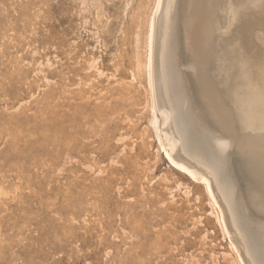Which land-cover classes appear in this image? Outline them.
<instances>
[{
  "label": "rangeland",
  "instance_id": "374dc122",
  "mask_svg": "<svg viewBox=\"0 0 264 264\" xmlns=\"http://www.w3.org/2000/svg\"><path fill=\"white\" fill-rule=\"evenodd\" d=\"M154 3L155 0H0V264H238L233 263L235 254L228 246L229 238L224 239L215 220L207 229L198 225L197 221L205 224L204 218L211 211L205 198L201 205L194 207L193 201L190 209L184 210V224L180 227L173 228L170 221L164 224L162 231L174 229L182 235L183 242H95L97 235H104L99 229L94 231L91 242L81 225L85 219L91 225L98 224L100 216L91 209L101 195L98 190H86V186L100 184L99 178L108 175L112 159L131 157L143 144H149L150 154L157 155L160 142L156 126L150 118L145 119L151 111L147 107L150 96L145 88L131 85L134 66H128L130 59L146 58ZM57 8L67 13L62 23L58 21L60 15H50ZM49 23H55V27ZM58 38L64 42L60 44ZM93 57L100 62L99 72H88L87 61ZM115 62L119 65L114 66ZM51 72L55 75L51 76ZM139 79L145 85V76ZM197 86L194 101L200 111L228 135L200 82ZM118 89L128 97L137 96L142 104L135 109L133 123L125 124L119 117L117 125H111L116 134L109 135L108 143L92 137V132L110 124L97 117L96 111L119 99L122 95ZM49 100L59 104L54 114L60 115H72L70 105L86 106L78 132L72 131L70 155L64 146V130L58 135L50 133L46 141H34L36 135L30 128L33 122L29 120L35 117L38 103ZM127 130H131L128 136ZM124 135L125 141L118 142ZM106 146L109 157L103 162L100 149ZM235 150L233 145L229 152L231 176L250 205ZM149 160L153 157H143L134 165V172L141 178ZM74 164L80 167L72 168V184L78 178L83 182V189L78 191L84 212L67 218L64 170ZM100 168L106 172L100 173ZM170 174V179L178 178L162 161L150 184L143 178L146 192L151 184ZM129 185L119 181L113 190L122 209L127 200L121 198L119 187ZM165 185L161 181L157 189L164 200L171 197ZM177 199L173 204L176 207L186 203L184 192H178ZM145 209L149 206L138 211ZM196 223V227L209 231L207 244L184 235ZM212 254L215 258H211Z\"/></svg>",
  "mask_w": 264,
  "mask_h": 264
},
{
  "label": "bare ground",
  "instance_id": "6f19581e",
  "mask_svg": "<svg viewBox=\"0 0 264 264\" xmlns=\"http://www.w3.org/2000/svg\"><path fill=\"white\" fill-rule=\"evenodd\" d=\"M153 6L146 58L130 59L128 66H134L131 85L145 88L150 96L147 107L151 111L145 119L150 118V123L156 126L160 142L157 155L150 154L149 144L140 145L131 157L112 159L108 175L99 178L100 184L92 182L86 186V190H98L101 197L91 209L100 216L98 224L83 220L84 234L91 242L97 229L104 235H97L95 242L119 243L128 239L183 242L177 231L171 228L162 231V228L168 221L173 228L180 227L186 215L184 210L190 209L193 201L194 207L201 205L205 198L211 211L204 218L205 224L197 221L198 225L207 229L212 219L216 221L224 239L230 240L228 246L235 254L233 263L264 264V0H155ZM50 15H60L61 23L67 19L61 8ZM49 24L55 27V23ZM59 42L63 43L64 39ZM87 62L88 72H99L100 62L96 57ZM142 75L145 85L139 79ZM198 82L228 135L212 125L195 103ZM117 92L122 95L119 99L99 106L96 111L97 117L110 123L101 131L92 132V137L101 141H108L109 135L116 134L111 125H117L119 117L125 124L133 123L135 109L142 104L137 96L128 97L120 89ZM53 103V100L39 102L35 117L30 118L33 122L32 125L29 122L30 128L36 135L34 141H46L50 133L58 135L64 130V146L70 155L72 131L78 132L86 106L70 105L73 114L60 115L54 114L59 104ZM128 133L131 130L125 135ZM125 135L118 142L123 143ZM233 145L250 205L239 190L238 181L231 176L229 152ZM108 148L100 149L103 162L109 157ZM143 157H153L142 171L149 184L159 173L162 161L178 174L174 180L169 178L171 174L159 179L166 183L169 199L164 200L157 192L161 181L151 184L146 192L143 178L134 172V165ZM74 167L80 166L74 164L64 170L67 218L82 211L78 189H83V182L78 178L72 184ZM99 171L104 174L106 169ZM119 181L130 183L128 187H119L121 198L127 200L122 203L123 209L113 195ZM178 192H184L186 202L180 207L173 205L178 202ZM148 206L149 209L138 211ZM196 225L184 235L195 236L207 244L209 231Z\"/></svg>",
  "mask_w": 264,
  "mask_h": 264
}]
</instances>
